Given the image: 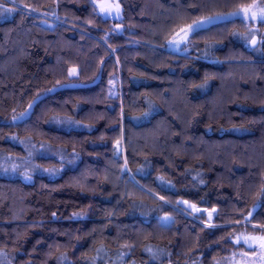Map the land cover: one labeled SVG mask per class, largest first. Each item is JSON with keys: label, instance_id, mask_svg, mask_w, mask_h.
<instances>
[{"label": "trees", "instance_id": "1", "mask_svg": "<svg viewBox=\"0 0 264 264\" xmlns=\"http://www.w3.org/2000/svg\"><path fill=\"white\" fill-rule=\"evenodd\" d=\"M97 1L0 0V264H213L264 227V39L168 42L255 0Z\"/></svg>", "mask_w": 264, "mask_h": 264}, {"label": "rangeland", "instance_id": "2", "mask_svg": "<svg viewBox=\"0 0 264 264\" xmlns=\"http://www.w3.org/2000/svg\"><path fill=\"white\" fill-rule=\"evenodd\" d=\"M96 4L97 9L99 10L112 3L109 4L108 2L106 3L97 1ZM245 9H247L246 13L244 11ZM237 12L240 13L239 16H231L228 14L224 16V18L228 20L240 18L246 24V29L244 32L236 34L237 39L242 41L246 44V46L249 47H251L250 43L254 42L252 49L256 50V52L260 51L261 42L264 39V26L260 27V24H264V22H261L258 17L261 12H264V2L261 0H255L253 3L248 6L242 7ZM48 19L54 22L57 21V19L52 17H48ZM173 38L170 41H172ZM180 52H182V50ZM110 90L112 96L121 95L120 78L111 82ZM183 203L184 202L179 201L177 205H172V207L185 216L189 217L190 219L194 220L195 222L202 224L204 227H218V225H215L212 222L213 212L204 210L201 211L197 206L189 203V208L183 210L182 207H180V205H182ZM200 214L206 216L207 220L200 219L198 217V215ZM164 223H168V220H164ZM231 225H237L238 227L242 226L243 228H235L231 231V233L227 236V239L229 242H231L232 246L224 250L220 255L214 258L213 264H264V252L260 247V242L258 240L259 237L264 236V227L258 226L253 223L245 224L242 222L231 223L228 226ZM244 227L248 229H244ZM247 238H256L251 241L253 245L252 248H249L245 243V239Z\"/></svg>", "mask_w": 264, "mask_h": 264}, {"label": "water", "instance_id": "3", "mask_svg": "<svg viewBox=\"0 0 264 264\" xmlns=\"http://www.w3.org/2000/svg\"><path fill=\"white\" fill-rule=\"evenodd\" d=\"M117 5L119 6L117 9ZM122 7L120 6V4L118 3L117 0H114L112 4L105 6L101 9L98 10V13L100 14V16L104 19V20H110L112 22H121L122 21ZM224 17H222L221 19H217L214 20L212 23H205L203 24L202 27H200L199 29H197L195 32H190L189 31V26L192 25L193 23L187 25L186 27H184L182 30H180L173 38L172 41L168 42V46L172 51H178L184 44H186L188 42V40L198 31L204 30L206 28H208L209 26H212L214 24L220 23L222 21H224ZM204 20V19H202ZM199 20V21H202ZM197 22V21H196ZM120 25V24H119ZM121 32V31H119ZM254 45V42L251 43V46ZM52 92H54V90H52ZM117 152H119V148H117ZM183 208H189V204L187 201H185L183 203ZM257 210L254 209L251 212V215H247L245 217L246 220H250L253 216V214L255 213V211ZM262 248V247H261ZM264 250V248H262Z\"/></svg>", "mask_w": 264, "mask_h": 264}, {"label": "snow or ice", "instance_id": "4", "mask_svg": "<svg viewBox=\"0 0 264 264\" xmlns=\"http://www.w3.org/2000/svg\"><path fill=\"white\" fill-rule=\"evenodd\" d=\"M2 7H3V5H0V8H2ZM118 7L119 6L117 5V9H118ZM244 11L246 13L247 9H245ZM229 15H231V16H239L240 13L234 12V13H230ZM221 18L222 17H208V18H206V19H204L202 21L194 22L192 25L189 26V31L190 32H195L197 29L202 27L203 24L212 23L214 20L221 19ZM258 18H259V20L261 22H264V12H261V14L259 15ZM22 115H24V114H22ZM249 215H251V213ZM253 239H256V238H247V239H245V243L248 245L249 248L253 247L252 242H251ZM258 240L260 242V247L264 248V236L259 237Z\"/></svg>", "mask_w": 264, "mask_h": 264}, {"label": "flooded vegetation", "instance_id": "5", "mask_svg": "<svg viewBox=\"0 0 264 264\" xmlns=\"http://www.w3.org/2000/svg\"><path fill=\"white\" fill-rule=\"evenodd\" d=\"M263 252H264V250H263Z\"/></svg>", "mask_w": 264, "mask_h": 264}]
</instances>
